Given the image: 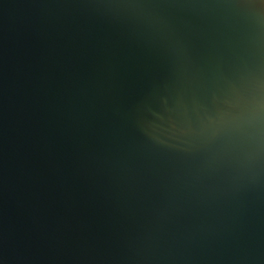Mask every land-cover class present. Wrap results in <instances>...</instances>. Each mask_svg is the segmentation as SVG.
Instances as JSON below:
<instances>
[{"label":"water","instance_id":"obj_1","mask_svg":"<svg viewBox=\"0 0 264 264\" xmlns=\"http://www.w3.org/2000/svg\"><path fill=\"white\" fill-rule=\"evenodd\" d=\"M0 264H264V0H0Z\"/></svg>","mask_w":264,"mask_h":264}]
</instances>
